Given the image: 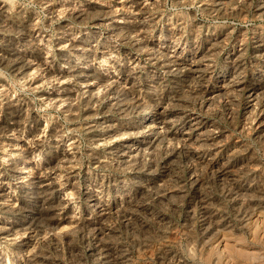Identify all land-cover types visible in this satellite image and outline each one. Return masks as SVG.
Segmentation results:
<instances>
[{
	"label": "rangeland",
	"instance_id": "374dc122",
	"mask_svg": "<svg viewBox=\"0 0 264 264\" xmlns=\"http://www.w3.org/2000/svg\"><path fill=\"white\" fill-rule=\"evenodd\" d=\"M5 1L10 5L8 11L12 21L8 19L5 26H0V47L14 38L15 26L24 28L23 21L32 12L38 18L34 19L38 21L34 22L35 26L41 27V31L38 28V36L42 35L47 53L50 50L53 55H45L47 62L53 63V70L47 72L39 65V59H35L36 68H32L35 71L30 69L28 76L17 77L19 72H12L0 62V76L3 78L0 77V103H3L0 104L3 116L0 114V127L5 126L0 129V141L4 142H0V264H103L105 261V264H264V0H160L155 4L148 1L150 5L147 3L144 7L138 3L139 0H93L113 13L115 11L124 30L113 37L107 32L106 25L96 23L92 17L77 21L71 15V8L68 9L69 0H46L57 6L60 4L56 7L59 11L54 10L55 13L45 6L46 3L41 5V0H12L13 3L10 0L11 4L9 0ZM103 2L108 3L107 6ZM132 10H136L135 14ZM63 19L69 21L64 22ZM66 28L71 29L69 31L76 36L77 42L81 39L90 41V52L94 50L97 53V58L91 63L94 65L92 72L99 78H89V82L82 85L79 75H70L74 67L61 60L62 51L66 49L64 54L71 55L70 60L77 63L80 59L77 55L81 56L83 50L72 47L68 42L58 44V37ZM47 74L54 77L50 79ZM60 77L64 80L67 77L63 84H59ZM61 90L67 96H63V105L59 106L57 99ZM39 92H42L40 96ZM18 115L22 118L20 128L27 125L26 130L6 132L4 129H9L12 119L19 118ZM66 155H70L69 158ZM12 179L17 180L14 183ZM218 202L221 205H216Z\"/></svg>",
	"mask_w": 264,
	"mask_h": 264
},
{
	"label": "bare ground",
	"instance_id": "6f19581e",
	"mask_svg": "<svg viewBox=\"0 0 264 264\" xmlns=\"http://www.w3.org/2000/svg\"><path fill=\"white\" fill-rule=\"evenodd\" d=\"M12 1V0H11ZM10 0H9V3L11 2ZM16 1V0H15ZM35 1V0H34ZM38 1V0H37ZM42 1V4L41 5H43V3H46V5L45 6H48V8H49V10L50 9H52L53 11L55 10H57V11H59V8L57 9L56 7H60V4L57 6L55 3H48L46 0H41ZM55 1V0H54ZM60 1V0H59ZM63 1V0H62ZM95 1V0H94ZM101 1V0H100ZM110 1V0H109ZM136 1V0H135ZM148 1L150 2V1H153L154 2V4L155 3H158L160 0H139V2L138 3H140L141 5H142V7H144L147 3H148ZM163 1V0H162ZM180 1V0H179ZM221 1V0H220ZM237 1V0H236ZM20 2V1H19ZM18 2V3H19ZM40 2V1H39ZM53 2V1H52ZM57 2H58V0H57ZM65 2H67V0L65 1ZM99 2V1H98ZM98 2H93V0L92 1H87V0H69L68 1V4H69V6H70V4H71V6L69 7L68 6V9H70L71 8V10H70V12H71V15L77 20V21H82L83 22V20L84 19H86V18H90V17H92V19H94L95 20V22L96 23H98V24H102V25H106V27L108 28V31L107 32H109V34H110V36L111 37H113V35H116L117 33H118V31H121V30H124V28L118 23V21H117V18H116V14H115V11H114V13L111 11V10H109V9H107V7H103V6H100V4H98ZM108 2V1H107ZM112 2V1H111ZM120 2V1H119ZM188 2V1H187ZM191 2H193V1H191ZM195 2V1H194ZM217 2H219V1H217ZM223 2V1H222ZM261 2V1H260ZM12 3H13V1H12ZM32 3V2H31ZM104 3V2H103ZM123 3V2H122ZM135 3V2H134ZM176 3V2H175ZM174 3V4H175ZM179 3V2H178ZM183 3V2H182ZM185 3V2H184ZM199 3V2H198ZM237 3V2H236ZM239 3V2H238ZM256 3V2H255ZM11 4V3H10ZM17 4V3H16ZM65 4V3H64ZM105 4V3H104ZM106 4H108V3H106ZM105 4V5H106ZM110 4V6L112 5L111 3H109ZM128 4V3H127ZM130 4V3H129ZM149 4V3H148ZM202 4V3H201ZM212 4V3H211ZM234 5H235V3H233ZM232 4V5H233ZM13 5V4H12ZM21 5V4H20ZM24 5H26V4H24ZM63 5V4H62ZM62 5H61V7H62ZM115 5V4H114ZM120 5H122V4H120ZM137 5V4H136ZM139 5V4H138ZM150 5V4H149ZM153 5V4H152ZM151 5V6H152ZM157 5V4H156ZM160 5H161V3H160ZM189 5V4H188ZM191 5V4H190ZM198 5H200V4H198ZM204 5V4H203ZM215 5V4H214ZM218 5V4H217ZM223 5V4H222ZM9 4L5 1V0H0V26L1 27H3V26H5V24H6V22H7V20L9 19V11H8V9H9ZM16 6V5H15ZM14 6V7H15ZM44 6V7H45ZM107 6V5H106ZM119 5H117V7H118ZM124 6V5H123ZM126 6V5H125ZM207 6V5H206ZM18 7V6H17ZM22 7V6H21ZM32 7V6H31ZM42 7V6H41ZM65 7V6H64ZM67 7V6H66ZM65 7V8H66ZM112 7V6H111ZM117 7H116V9H117ZM128 7H129V5H128ZM137 8H138V6H136ZM142 7L141 8H139V9H142ZM147 7V6H146ZM154 7V6H153ZM158 7V6H157ZM156 7V8H157ZM181 7V6H180ZM194 7H195V5H194ZM235 7V6H234ZM24 8V7H23ZM27 8V7H26ZM25 8V9H26ZM47 8V7H46ZM46 8H45V10H46ZM64 8V9H65ZM119 8V7H118ZM120 8H124V7H120ZM137 8H132V9H137ZM150 8V7H149ZM160 8V7H159ZM165 8V7H164ZM201 8V7H200ZM208 8V7H207ZM217 8V7H216ZM223 8V7H222ZM17 9V8H16ZM15 9V10H16ZM22 9V8H21ZM28 9V8H27ZM30 9V8H29ZM44 9V8H43ZM115 9V10H116ZM163 9V8H162ZM224 9V8H223ZM231 9V8H230ZM236 9V8H235ZM258 9V8H257ZM15 10H14V12H15ZM32 10V9H31ZM44 10V11H45ZM66 10V9H65ZM123 10V9H122ZM124 10H125V8H124ZM144 10V9H143ZM154 10V9H153ZM156 10V9H155ZM161 10V9H160ZM167 10V9H166ZM205 10V9H204ZM218 10V9H217ZM256 10V9H255ZM34 11V10H33ZM35 11H36V9H35ZM48 11V10H47ZM55 11H54V13H55ZM61 11V10H60ZM67 11V10H66ZM133 11V10H132ZM136 10H134L133 11V13L135 12ZM140 11V10H139ZM145 11H146V9H145ZM151 11V10H150ZM168 11V10H167ZM212 11H214V10H212ZM228 11H229V9H228ZM262 11V10H261ZM18 12V11H17ZM37 12V11H36ZM41 12V11H40ZM42 12H43V10H42ZM62 12V11H61ZM61 12H59V13H61ZM68 12V11H67ZM66 12V13H67ZM117 12V11H116ZM122 12V11H121ZM126 12H127V10H126ZM129 12V11H128ZM149 11H147V13H148ZM165 12V11H164ZM169 12V11H168ZM175 12V11H174ZM220 12V11H219ZM22 13H24V12H22ZM32 13V12H31ZM29 13L30 15L28 16V17H24L23 19H24V28L22 29V27H21V29L19 28V27H17V26H15L14 28H13V30H14V33H15V35L13 36L14 38L13 39H11V40H9V41H5V43H3L2 45H1V47H0V62L1 63H4V64H2V65H4V66H6L7 68H9L12 72L13 71H15V72H19L20 74L19 75H17V77H19L20 75H26L27 74V76H28V72L29 71H31L30 69H32V68H36V67H34V64L36 63V62H34L33 60H35V59H39V65H42L41 67H43V69H45V70H47V72L49 71V72H51L52 70H53V66H52V64L53 63H51V65L47 62V60H46V58H45V55L47 56V54H51V52H49L48 51V53H47V51H46V43H44L43 42V37H42V35L40 34V36H38L39 34H38V28H40V31H41V27H36L35 26V23H37V22H35L34 21V19L35 18H37V17H35L34 15V13ZM58 13V14H59ZM118 13V12H117ZM125 13V12H124ZM137 13H138V11H137ZM143 13V12H142ZM147 13H145L144 12V14L146 15ZM154 13H155V11H154ZM162 13V12H161ZM216 13V12H215ZM12 14V13H11ZM11 14H10V16H11ZM19 14V13H18ZM34 14V15H33ZM47 14V13H46ZM50 14V13H49ZM135 14V13H134ZM157 14V13H156ZM172 14V13H171ZM13 15H15V14H13ZM24 15H25V13H24ZM28 15V14H27ZM54 15V17H55V14H53ZM60 15V14H59ZM70 15V14H69ZM125 15H127V13L125 14ZM137 15V14H136ZM136 15H134V17L136 16ZM148 15V14H147ZM167 16H168V14H166ZM170 15V14H169ZM180 15V14H179ZM215 15V14H214ZM260 15V14H259ZM262 15V14H261ZM260 15V16H261ZM20 16H21V14H20ZM50 16V15H49ZM56 16H57V14H56ZM62 16V15H61ZM120 16V15H119ZM121 16H122V14H121ZM131 16H133V15H131ZM174 16V15H173ZM172 16V17H173ZM176 16V15H175ZM21 17H23V15L21 16ZM21 17H20V19H21ZM46 17V16H45ZM48 17V16H47ZM52 17V16H51ZM118 17V16H117ZM143 16H141V18H142ZM152 17V16H151ZM156 17V16H155ZM170 17V16H169ZM179 17H181V16H179ZM124 18V17H123ZM140 18V19H141ZM144 18V17H143ZM146 18V17H145ZM148 18V17H147ZM153 18V17H152ZM176 18V17H175ZM178 18V17H177ZM182 18V17H181ZM18 19H19V17H18ZM38 19V18H37ZM46 19V18H45ZM50 19V18H49ZM48 19V20H49ZM55 19V18H54ZM71 19V18H70ZM130 19V18H129ZM157 18H155V20H156ZM170 19H172L171 17H170ZM174 19V18H173ZM172 19V20H173ZM9 20H11V17H10V19ZM36 20V19H35ZM51 20H52V18H51ZM64 20V19H63ZM67 21H69L68 19H66ZM66 20H64V22H66ZM120 20V19H119ZM122 20V19H121ZM149 20H150V18H149ZM148 20V21H149ZM154 20V21H155ZM160 20H161V18H160ZM175 20V19H174ZM180 20V19H179ZM12 21V20H11ZM10 21V22H11ZM17 20H15L14 22H16ZM77 21H75V22H77ZM85 21V20H84ZM128 21V20H127ZM134 21V20H133ZM141 21V20H140ZM145 21V20H144ZM147 21V22H148ZM153 21V20H152ZM167 21V20H166ZM165 21V22H166ZM175 21H178V19L177 20H175ZM22 22V23H23ZM35 22V23H34ZM59 22V21H58ZM57 22V23H58ZM170 22H171V20H170ZM179 22H181V21H179ZM8 23V22H7ZM18 23V22H17ZM21 23V22H20ZM46 23V22H45ZM50 23V22H49ZM62 23V22H61ZM68 23V22H67ZM92 23V22H91ZM126 23V22H125ZM129 23V22H128ZM186 23V22H185ZM200 23V22H199ZM10 24V23H9ZM15 24V23H14ZM46 24H48V23H46ZM52 24V23H51ZM65 24V23H64ZM77 24V23H76ZM83 25H84V23H82ZM145 24H147V23H145ZM157 24V23H156ZM175 24V23H174ZM182 24V23H181ZM20 25V24H19ZM22 25V24H21ZM44 25V24H43ZM49 25V24H48ZM63 25V24H62ZM69 25V24H68ZM75 25V24H74ZM94 25V24H93ZM133 25V24H132ZM141 25V24H140ZM139 25V26H140ZM151 25V24H150ZM164 25H166V23L164 24ZM164 25H163V27H164ZM198 25V24H197ZM70 26V25H69ZM72 26V25H71ZM86 26V25H85ZM126 26V25H125ZM124 26V27H125ZM134 26V25H133ZM136 26V25H135ZM134 26V27H135ZM181 26V25H180ZM185 26V25H184ZM187 26V25H186ZM194 26V25H193ZM8 27V26H7ZM47 27V26H46ZM49 27V26H48ZM47 27V28H48ZM52 27H54L53 25H52ZM102 27V26H101ZM129 27V26H128ZM131 27V26H130ZM150 27H152V26H150ZM169 27V26H168ZM168 27H165V28H168ZM192 27V26H191ZM195 27H197V26H195ZM202 27V26H201ZM200 27V28H201ZM45 27L43 26V29H44ZM46 28V29H47ZM80 28V27H79ZM78 28V29H79ZM82 28V27H81ZM105 28V27H104ZM137 28V27H136ZM144 28V27H143ZM142 28V29H143ZM152 28H154V27H152ZM152 28H150V29H152ZM157 28V27H156ZM172 28H173V26H172ZM193 28V27H192ZM203 28V27H202ZM2 29V28H1ZM11 29H12V27H11ZM58 29H60V28H58ZM74 29V28H73ZM83 29V28H82ZM93 29H95L94 27H93ZM92 29V30H93ZM161 29V28H160ZM159 29V30H160ZM169 29V28H168ZM182 29V28H181ZM188 29V28H187ZM194 29V28H193ZM3 30H5V27H4V29ZM12 30V31H13ZM69 30H71V29H64L63 30V35L62 36H60V37H58V44H65V42H68L72 47H74V48H79L80 49V51L81 50H83V52L80 54L81 56H78L77 55V57L79 58L80 57V59H79V62H77V63H75V61L73 60V59H71L70 60V56H66V54H68V53H66V54H64V51H66V49L64 50V51H62L63 52V54H61V60H64V61H66L67 63H69V65L70 66H72V67H74L73 68V73L71 72L70 73V75H73V74H75L76 76L77 75H79V78L78 79H81L83 82L81 83L82 85H83V83H85V84H87L89 81L88 80H90V79H93V78H99V77H97L93 72H92V69H93V66H91V63H92V61L93 60H95L96 58H97V53L93 50V52H90V49H91V46L92 45H90V41L88 42L87 40H83V39H81L80 40V42H77V40L75 39V37L72 35V32H70ZM91 30V31H92ZM131 30V29H130ZM136 30V29H135ZM145 30V29H144ZM185 30V29H184ZM197 30V29H196ZM2 31V30H1ZM50 31V30H49ZM73 31V30H72ZM80 31V30H79ZM87 31V30H86ZM95 31V30H94ZM96 31H97V29H96ZM99 31H100V29H99ZM105 31V30H104ZM103 31V32H104ZM126 31V30H125ZM132 31V30H131ZM161 31H162V29H161ZM182 31V30H181ZM201 31V30H200ZM4 32V31H3ZM8 32V31H7ZM6 32V33H7ZM42 32H44V31H42ZM62 32V31H61ZM78 32V31H77ZM89 32V31H88ZM124 32V31H123ZM172 32H174V31H172ZM175 32H176V30H175ZM1 33V32H0ZM48 33V32H47ZM55 33V32H54ZM59 33V32H58ZM75 33V32H74ZM80 33V32H79ZM84 33V32H83ZM101 33V32H100ZM139 33V32H138ZM154 33V32H153ZM168 33H170V32H168ZM202 33V32H201ZM4 34V33H3ZM53 34V33H52ZM60 34V33H59ZM58 34V35H59ZM77 34V33H76ZM94 34V33H93ZM104 34V33H103ZM108 34V35H109ZM119 34H121V33H119ZM129 34V33H128ZM131 34V33H130ZM140 34V33H139ZM138 34V35H139ZM147 34V33H146ZM145 34V35H146ZM149 34V33H148ZM160 34V33H159ZM172 34H174V33H172ZM198 34V33H197ZM11 35V34H10ZM78 35V34H77ZM92 35V34H91ZM141 35V34H140ZM155 35V34H154ZM170 35V34H169ZM179 35V34H178ZM183 35V34H182ZM196 35V34H195ZM5 36V35H4ZM12 36V35H11ZM51 36V35H50ZM80 36H81V34H80ZM98 36H99V34H98ZM97 36V37H98ZM117 36V35H116ZM136 36V35H135ZM134 36V37H135ZM148 36V35H147ZM153 36V35H152ZM181 36V35H180ZM194 36V35H193ZM95 37V36H94ZM118 37H120V36H118ZM125 37H126V35H125ZM151 37V36H150ZM164 37V36H163ZM175 37V36H174ZM5 38V37H4ZM3 38V39H4ZM55 38H56V36H55ZM83 38H85V37H83ZM122 38H123V36H122ZM127 38V37H126ZM125 38V39H126ZM153 38V37H152ZM162 38V37H161ZM168 38V37H167ZM169 38H171V37H169ZM182 38V37H181ZM45 39H46V37H45ZM44 39V40H45ZM50 39V38H49ZM92 39V38H91ZM103 39V38H102ZM105 39V38H104ZM103 39V40H104ZM113 39V38H112ZM120 39V38H119ZM131 39H132V37H131ZM147 39V38H146ZM155 39V38H154ZM159 39V38H158ZM157 39V40H158ZM175 39V38H174ZM47 40H48V35H47ZM89 40V39H88ZM101 40V39H100ZM123 40V39H122ZM143 40V39H142ZM161 40V39H160ZM197 40V39H196ZM49 41V40H48ZM56 41V40H55ZM111 41V40H110ZM114 41V40H113ZM115 41H117V40H115ZM124 41V40H123ZM127 41V40H126ZM137 41H139V40H137ZM141 41V40H140ZM168 41V40H167ZM179 41V40H178ZM4 42V41H3ZM45 42H47V41H45ZM50 42V41H49ZM54 42V41H53ZM102 42V41H101ZM100 42V43H101ZM131 42V41H130ZM129 41H128V43H130ZM147 42V41H146ZM149 42V41H148ZM173 42V41H172ZM68 43H66L67 45H69ZM113 43V42H112ZM117 43V42H116ZM169 43V42H168ZM48 44V43H47ZM51 44H52V42H51ZM97 44V43H96ZM136 44V43H135ZM162 44V43H161ZM176 44V43H175ZM174 44V46L176 47V45ZM177 44H178V42H177ZM50 45V44H49ZM67 45H65V46H67ZM98 45H99V43H98ZM110 45V44H109ZM114 45H115V43H114ZM139 45V44H138ZM150 45V44H149ZM154 45V44H153ZM182 45V44H181ZM210 45V44H209ZM51 46V45H50ZM53 46V45H52ZM56 46H58V45H56L55 44V47ZM60 46V45H59ZM97 46V45H96ZM158 46V45H157ZM172 46V45H171ZM211 46H212V44H211ZM62 47H64V46H62ZM62 47H61V49H62ZM146 47V46H145ZM149 47V46H148ZM178 47V46H177ZM192 47H193V45H192ZM49 48V47H48ZM51 48V47H50ZM65 48V47H64ZM63 48V49H64ZM101 48V47H100ZM99 48V49H100ZM113 48V47H112ZM115 48V47H114ZM113 48V49H114ZM123 48V47H122ZM131 48V47H130ZM147 48V47H146ZM150 48V47H149ZM171 48H173V47H171ZM179 48H180V46H179ZM220 48V47H219ZM84 49L87 51H84ZM104 49V48H103ZM163 49H164V47H163ZM199 49V48H198ZM222 49V48H221ZM60 50V49H59ZM76 50V49H75ZM101 50V49H100ZM106 50V49H105ZM104 50V51H105ZM122 50V49H121ZM126 50H128V49H126ZM204 50V49H203ZM79 51V52H80ZM111 51V50H110ZM142 51L144 52V50L142 49ZM152 51H154V50H152ZM181 51V50H180ZM184 51V50H183ZM56 52V51H55ZM60 52V51H59ZM68 52V51H67ZM70 52V51H69ZM71 52H72V50H71ZM70 52V53H71ZM76 52V51H75ZM108 52V51H107ZM119 52V51H118ZM128 52V51H127ZM131 52V51H130ZM134 52V51H133ZM151 52V51H150ZM168 52V51H167ZM199 52V51H198ZM69 53V54H70ZM111 53H113V51L111 52ZM111 53H110V55H111ZM153 53V52H152ZM155 53V52H154ZM153 53V54H154ZM159 53V52H158ZM170 53V52H169ZM173 53V52H172ZM207 53V52H206ZM209 53V52H208ZM73 54V53H72ZM119 54V53H118ZM141 54V53H140ZM157 54V53H156ZM174 54V53H173ZM186 54V53H185ZM52 55V54H51ZM103 55V54H102ZM120 55V54H119ZM137 55V54H136ZM149 55V54H148ZM170 55V54H169ZM53 56V55H52ZM76 56V55H75ZM74 56V57H75ZM117 56V55H116ZM128 56V55H127ZM154 56V55H153ZM160 56V55H159ZM211 56V55H210ZM49 57H51V56H49ZM110 57V56H109ZM114 57V56H113ZM112 57V58H113ZM120 57H122V56H120ZM140 57V56H139ZM156 57V56H155ZM167 57V56H166ZM172 57V56H171ZM178 57V56H177ZM180 57V56H179ZM59 58V57H58ZM77 58V59H78ZM99 58V57H98ZM105 58V57H104ZM116 58V57H115ZM119 58V57H118ZM138 58V57H137ZM146 58V57H145ZM54 59H55V57H54ZM123 59V58H122ZM128 59V58H127ZM139 59V58H138ZM165 59V58H164ZM163 59V60H164ZM170 59V58H169ZM214 59V58H213ZM51 60V59H50ZM53 60V59H52ZM103 60V59H102ZM108 60H110L109 58H108ZM107 60V61H108ZM115 60V59H114ZM118 61H119V59H117ZM134 60V59H133ZM142 60H143V58H142ZM150 60V59H149ZM148 60V61H149ZM152 60V59H151ZM175 60V59H174ZM210 60V59H209ZM57 61V60H56ZM60 61V60H59ZM101 61V60H100ZM104 61V60H103ZM113 61V60H112ZM129 61V60H128ZM132 61V60H131ZM130 61V62H131ZM137 61V60H136ZM189 61V60H188ZM199 61V60H198ZM207 61V60H206ZM38 62V61H37ZM66 62H65V64H66ZM97 62V61H96ZM106 62V61H105ZM150 62V61H149ZM193 62H195V61H193ZM203 62V61H202ZM209 62H211V61H209ZM0 63V64H1ZM98 63V62H97ZM96 63V64H97ZM102 63V62H101ZM120 63H121V61H120ZM124 63V62H123ZM128 63V62H127ZM139 63V62H138ZM179 63V62H178ZM197 63V62H196ZM199 63V62H198ZM197 63V64H198ZM213 63V62H212ZM64 64V65H65ZM93 64V63H92ZM142 64V63H141ZM147 64V63H146ZM153 64V63H152ZM191 64V63H190ZM38 65V64H37ZM37 65H35V66H37ZM56 65V64H55ZM63 65V66H64ZM68 65V66H69ZM128 65V64H127ZM126 65V66H127ZM130 65V64H129ZM133 65V64H132ZM154 65V64H153ZM58 66H59V64H58ZM67 66V67H68ZM98 66V65H97ZM112 66V65H111ZM124 66V65H123ZM137 66V65H136ZM173 66V65H172ZM171 66V67H172ZM187 66H188V64H187ZM204 66V65H203ZM39 67V66H38ZM40 67V69H42ZM95 67H96V65H95ZM113 67V66H112ZM120 67V66H119ZM141 67V66H140ZM152 67V66H151ZM157 67V66H156ZM163 67V66H162ZM161 67V68H162ZM170 67V68H171ZM183 67V66H182ZM4 68V67H3ZM70 68V67H69ZM97 68V67H96ZM101 68V67H100ZM116 68V67H115ZM132 68H134V67H132ZM138 68V67H137ZM160 68V69H161ZM188 68V67H187ZM34 69H32V70H34ZM59 69V68H58ZM62 69V68H61ZM99 69V68H98ZM97 69V70H98ZM111 69V68H110ZM125 69V68H124ZM150 69V68H149ZM151 69H153V68H151ZM157 69V68H156ZM175 69V68H174ZM181 69V68H180ZM0 70H1V68H0ZM5 70V69H4ZM7 70V69H6ZM37 70V69H36ZM109 70V69H108ZM112 70H114V69H112ZM131 70V69H130ZM162 70H164L163 68H162ZM165 70H166V68H165ZM169 70V69H168ZM177 70V69H176ZM8 71V70H7ZM35 71V70H34ZM33 71V72H34ZM39 71V70H38ZM37 71V72H38ZM58 71V70H57ZM72 71V70H71ZM94 71V70H93ZM105 71V70H104ZM116 71V70H115ZM114 71V72H115ZM119 71V70H118ZM191 71V70H190ZM197 71V70H196ZM207 71V70H206ZM32 72V73H33ZM41 72H43V71H40V73ZM95 72H97V71H95ZM103 72V71H102ZM106 72V71H105ZM112 72V71H111ZM126 72V71H125ZM163 72H165V71H163ZM200 72V71H199ZM204 72V71H203ZM209 72V71H208ZM5 73V72H4ZM39 73V74H40ZM110 73V72H109ZM178 73V72H177ZM185 73V72H184ZM183 73V74H184ZM192 73V72H191ZM207 73V72H206ZM1 74V73H0ZM34 74V73H33ZM38 74V73H37ZM38 74V75H39ZM45 74V73H44ZM49 74V73H48ZM47 74V75H48ZM99 74V73H98ZM117 74V73H116ZM182 74V73H181ZM3 75V74H2ZM35 75H36V72H35ZM51 76H49V78L51 79V77H52V74H50ZM59 75H60V73H59ZM63 75V74H62ZM87 75H91V77H86ZM109 75V74H108ZM115 75V74H114ZM120 75V74H119ZM153 75V74H152ZM23 76V77H24ZM32 76V75H31ZM31 76H29V77H31ZM40 76V75H39ZM38 76V77H39ZM47 76V77H48ZM57 76V75H56ZM61 76V75H60ZM68 76V75H67ZM105 76V75H104ZM171 76V75H170ZM184 76V75H183ZM187 76V75H186ZM202 76V75H201ZM1 78H2V76H0ZM43 77V74H42V76H41V78ZM54 77V76H53ZM52 77V78H53ZM103 77V76H102ZM115 77H117V76H115ZM119 77V76H118ZM125 77V76H124ZM157 77V76H156ZM191 77V76H190ZM7 78V77H6ZM26 78V77H25ZM58 78V77H57ZM65 78V80L64 79H61V77H60V79H59V84H63V82H65L66 81V79H67V77H64ZM70 78V77H69ZM90 78V79H89ZM103 78H105V77H103ZM111 78V77H110ZM109 78V79H110ZM176 78V77H175ZM3 79V78H2ZM19 79H21V78H19ZM27 79H28V77H27ZM32 79H33V77H32ZM43 79H46L45 77L43 78ZM49 79V80H50ZM55 80H56V78H54ZM108 79V78H107ZM191 79V78H190ZM194 79H196V78H194ZM200 79V78H199ZM6 80V79H5ZM24 80H26V79H24ZM39 80V79H38ZM48 80V79H47ZM95 80H97V79H95ZM94 80V81H95ZM103 80V79H102ZM106 80V79H105ZM197 80V79H196ZM196 80H194V81H196ZM3 81V80H2ZM22 81H23V78H22ZM29 81V80H28ZM27 81V82H28ZM40 81V80H39ZM41 81H42V79H41ZM54 81V80H53ZM52 81V82H53ZM91 81H93V80H91ZM104 81V80H103ZM108 81V80H107ZM191 81V80H190ZM232 81V80H231ZM26 82V83H27ZM57 82V81H56ZM71 82V81H70ZM74 82V81H73ZM100 82H102V81H100ZM124 82H126V81H124ZM192 82V81H191ZM242 82V81H241ZM6 83H7V81H6ZM29 83V82H28ZM39 83V82H38ZM45 83V82H44ZM46 83H48V82H46ZM80 83V82H79ZM95 83V82H94ZM3 84V83H2ZM14 84V83H13ZM52 84V83H51ZM50 84V85H51ZM56 84H58V83H56ZM55 84V85H56ZM67 84H69V83H67ZM66 84V85H67ZM75 84H77V83H75ZM92 84V83H91ZM110 84V83H109ZM130 84V83H129ZM234 84V83H233ZM40 85V84H39ZM47 85V84H46ZM54 85V84H53ZM73 85V84H72ZM82 85H80V86H82ZM0 86H2V85H0ZM6 86V85H5ZM36 86H38V85H36ZM75 86V85H74ZM97 86V85H96ZM102 86V85H101ZM101 86H98V87H101ZM112 86V85H111ZM113 86H115L114 84H113ZM130 86H132V85H130ZM129 86V87H130ZM236 86V85H235ZM11 87V86H10ZM9 87V88H10ZM46 87V86H45ZM56 87V86H55ZM59 87V86H58ZM63 87H65L64 85H63ZM68 87V86H67ZM76 87V86H75ZM91 87V86H90ZM223 87H226V86H223ZM32 88V87H31ZM38 88V87H37ZM42 88H44V87H42ZM49 88V87H48ZM52 88V87H51ZM50 88V89H51ZM54 88V87H53ZM66 88V87H65ZM79 88V87H78ZM77 88V89H78ZM86 88H88V87H86ZM109 88H110V86H109ZM126 88V87H125ZM133 88V87H132ZM233 88H234V86H233ZM232 88V89H233ZM252 88V87H251ZM5 89V88H4ZM49 89V90H50ZM64 89V88H63ZM75 89V88H74ZM253 89V88H252ZM1 90V89H0ZM42 90V89H41ZM48 90V89H47ZM83 90V89H82ZM81 90V91H82ZM133 90V89H132ZM239 90V89H238ZM254 90V89H253ZM57 91V90H56ZM59 91V90H58ZM91 91V90H90ZM92 91H93V89H92ZM96 91H98V88H97V90ZM3 92V91H2ZM8 92H11V91H9L8 90ZM44 92V91H43ZM63 91L61 90V94H59V97H58V101H59V106H61V105H63L62 104V102H63V99H65V98H63V96L65 97V96H67V94H64V93H62ZM65 92V91H64ZM74 92H76V91H74ZM106 91L104 90V93H105ZM111 92V91H110ZM188 92V91H187ZM40 93V92H39ZM42 93V92H41ZM41 93L39 94V96L41 95ZM49 93H50V91H49ZM49 93H48V95H49ZM53 93V92H52ZM57 93V92H56ZM66 93V92H65ZM114 93V92H113ZM112 93V94H113ZM179 93V92H178ZM3 94V93H2ZM12 94V93H11ZM15 94V93H14ZM54 94V93H53ZM52 94V95H53ZM57 94V95H58ZM74 94V93H73ZM76 94V93H75ZM85 94H86V92H85ZM95 94V93H94ZM107 94H109V93H107ZM119 94V93H118ZM258 94V93H257ZM5 95V94H4ZM18 95H20V94H18ZM45 95H47V94H45ZM51 95V94H50ZM72 95V94H71ZM124 95V94H123ZM178 95V94H177ZM84 96V95H83ZM101 96V95H100ZM99 96V97H100ZM5 97V96H4ZM14 97V96H13ZM17 97V96H16ZM20 97V96H19ZM42 97V96H41ZM41 97H39V98H41ZM44 97V96H43ZM74 97H75V95H74ZM82 97V96H81ZM85 97V96H84ZM95 97V96H94ZM107 97V96H106ZM2 98V97H1ZM1 98H0V100H1ZM27 98V97H26ZM25 98V99H26ZM76 98V97H75ZM74 98V99H75ZM98 98V97H97ZM101 98V97H100ZM110 98H113V96L112 97H110ZM117 98H118V95H117ZM218 98H220V97H218ZM5 99H7V98H5ZM11 99H13V98H11ZM10 99V100H11ZM15 99V98H14ZM21 99V98H20ZM24 99V98H23ZM24 99V100H25ZM29 99V98H28ZM42 99V98H41ZM91 99V98H90ZM90 99H88L87 101H89ZM99 99V98H98ZM125 99V98H124ZM180 99V98H179ZM47 100H48V98H47ZM56 100V99H55ZM70 99H68V101H69ZM76 100V99H75ZM79 100V99H78ZM102 100V99H101ZM107 100V99H106ZM105 100V101H106ZM185 100V99H184ZM257 100V99H256ZM18 101H19V99H18ZM23 101V100H22ZM29 101V100H28ZM50 101H52V100H50ZM58 101H57V103H58ZM66 101V100H65ZM108 101H110L109 99H108ZM117 101V100H116ZM181 101H182V99H181ZM181 101H180V103H181ZM190 101V100H189ZM207 101V100H206ZM5 102V101H4ZM10 104H11V101H8ZM43 102V101H42ZM54 102V101H53ZM67 102V101H66ZM65 102V103H66ZM98 102V101H97ZM101 102V101H100ZM113 102V101H112ZM124 102V101H123ZM171 102V101H170ZM251 102V101H250ZM2 103V102H1ZM0 103V104H1ZM5 103H7V102H5ZM29 103V102H28ZM48 103V102H47ZM55 103V102H54ZM104 103V102H103ZM172 103V102H171ZM177 103V102H176ZM185 103V102H184ZM3 104V103H2ZM15 104V103H14ZM25 104H27V103H25ZM68 104V103H67ZM71 104V103H70ZM73 104V103H72ZM71 104V105H72ZM121 104V103H120ZM208 104V103H207ZM5 105V104H4ZM16 105V104H15ZM51 105V104H50ZM53 105V104H52ZM51 105V106H52ZM66 105V104H65ZM71 105H69V106H71ZM89 105V104H88ZM97 105V104H96ZM114 105V104H113ZM129 105H130V103H129ZM191 105V104H190ZM6 106V105H5ZM9 106H11V105H9ZM21 106V105H20ZM28 106H30V104L28 105ZM54 106V105H53ZM57 106H58V104H57ZM78 106V105H77ZM93 106V105H92ZM91 106V107H92ZM98 106V105H97ZM102 106V105H101ZM101 106H100V108H101ZM15 107V106H14ZM17 107V106H16ZM19 107V106H18ZM33 107V106H32ZM47 107V106H46ZM79 107V106H78ZM77 107V108H78ZM90 106H88V107H86V108H89ZM94 107V106H93ZM96 107V106H95ZM94 107V108H95ZM111 107V106H110ZM3 108V107H2ZM27 108H29V107H27ZM34 108V107H33ZM51 108V107H50ZM57 108V107H56ZM64 108V107H63ZM76 108V107H75ZM93 108V109H94ZM114 108V107H113ZM116 108V107H115ZM129 108V107H128ZM6 109V108H5ZM11 109V108H10ZM25 109H26V107H25ZM35 109H36V107H35ZM69 108H67V110H68ZM71 109V108H70ZM74 109V108H73ZM79 109V108H78ZM98 109V108H97ZM103 109V108H102ZM142 109V108H141ZM172 109V108H171ZM178 109V108H177ZM21 110H23V109H21ZM89 110V109H88ZM122 110V109H121ZM157 110V109H156ZM166 110V109H165ZM10 111V110H9ZM18 111V110H17ZM23 111H25V110H23ZM29 111V109L27 110V112ZM34 111V110H33ZM66 111V110H65ZM64 111V112H65ZM82 111V110H81ZM107 111V110H106ZM105 111V112H106ZM179 111V110H178ZM188 111V110H187ZM5 112V111H4ZM11 112V111H10ZM13 112V111H12ZM70 112V111H69ZM84 112V111H83ZM82 112V113H83ZM101 112V111H100ZM145 112V111H144ZM184 112V111H183ZM254 112V111H253ZM252 112V113H253ZM22 113V112H21ZM24 113V112H23ZM35 113V112H34ZM38 113V112H37ZM85 113V112H84ZM91 113V112H90ZM109 113L111 114V113H113V112H110L109 111ZM119 113V112H118ZM121 113V112H120ZM128 113V112H127ZM141 113V112H140ZM163 113V112H162ZM171 113V112H170ZM176 113V112H175ZM197 113V112H196ZM251 113V114H252ZM258 113V112H257ZM1 114V116H2V113H0ZM8 114V113H7ZM20 114V113H19ZM27 114V113H26ZM29 114V113H28ZM68 114V113H67ZM70 114V113H69ZM68 114V115H69ZM107 114V113H106ZM189 114H191V113H189ZM194 114V113H193ZM256 114V113H255ZM6 115V114H5ZM9 115V114H8ZM13 115V114H12ZM22 115H24V114H22ZM32 115V114H31ZM67 115V116H68ZM97 115H98V113H97ZM150 115V114H149ZM162 115V114H161ZM192 115V114H191ZM199 115V114H198ZM250 115V114H249ZM14 116V115H13ZM20 115H18V117H19ZM30 116V115H29ZM71 116V115H70ZM91 116V115H90ZM89 116V117H90ZM102 116H103V113H102ZM143 116V115H142ZM156 116V115H155ZM201 116V115H200ZM204 116V115H203ZM208 116V115H207ZM211 116V115H210ZM255 116V115H254ZM3 117V116H2ZM8 117V116H7ZM22 117V116H21ZM38 117H39V115H38ZM76 117H77V115H76ZM93 117H94V115H93ZM99 117V116H98ZM107 117V116H106ZM127 117V116H126ZM157 117V116H156ZM161 117V116H160ZM188 117V116H187ZM253 117V116H252ZM25 118H26V116H25ZM36 118V117H35ZM79 118V117H78ZM96 118V117H95ZM143 118V117H142ZM186 118V117H185ZM206 118H208V117H206ZM246 118V117H245ZM248 118V117H247ZM250 118V117H249ZM263 118V117H262ZM1 119V118H0ZM4 119V118H3ZM6 119V118H5ZM10 119V118H9ZM20 119H22V118H15V119H12L13 120V122H12V124H10V128L9 129H4L6 132H8L9 130H10V132L12 131V132H14V131H17L18 132V130L20 129H22V128H25V127H22V128H20V126H21V121H20ZM42 119V118H41ZM70 119V118H69ZM76 119V118H75ZM84 118H82V120H83ZM93 119V118H92ZM184 119V118H183ZM211 119V118H210ZM213 119V118H212ZM253 118H251V120H252ZM257 119V118H256ZM261 119V118H260ZM27 120H29V119H27ZM32 120V119H31ZM81 119H79V121H80ZM101 120V119H100ZM110 120V119H109ZM202 120V119H201ZM244 120V119H243ZM40 121V120H39ZM77 121V120H76ZM91 121V120H90ZM96 121V120H95ZM106 121V120H105ZM142 121H143V119H142ZM150 120H148V122H149ZM153 121V120H152ZM151 121V122H152ZM158 121V120H157ZM160 121H162V120H160ZM181 121V120H180ZM184 121V120H183ZM191 121V120H190ZM189 121V122H190ZM260 121H262V120H260ZM259 121V122H260ZM6 123L8 122L7 120L5 121ZM26 122V121H25ZM24 122V123H25ZM42 122V121H41ZM100 122V121H99ZM104 122V121H103ZM167 122V121H166ZM182 122V121H181ZM188 122V121H187ZM257 123H258V121H256ZM23 123V124H24ZM36 123V122H35ZM85 123H86V121H85ZM92 123V122H91ZM157 123V122H156ZM214 123V122H213ZM29 124V123H28ZM43 124H44V122H43ZM93 124V123H92ZM99 124H101V123H99ZM179 124V123H178ZM185 124V123H184ZM210 124H212V123H210ZM3 125V124H2ZM6 125V124H5ZM25 125V124H24ZM34 125V124H33ZM33 125H31V126H33ZM38 125V124H37ZM40 125V124H39ZM146 125V124H145ZM159 125H161V124H159ZM165 125V124H164ZM186 125H188V124H186ZM199 125V124H198ZM203 125V124H202ZM208 125V124H207ZM215 125V124H214ZM263 125H264V123H263ZM1 126V125H0ZM30 126V125H29ZM30 126V127H31ZM45 126V125H44ZM93 126V125H92ZM98 126V125H97ZM189 126V125H188ZM201 126V125H200ZM5 127V126H4ZM4 127H0V129L1 128H4ZM9 127V126H8ZM28 127V126H27ZM36 127V126H35ZM43 127V126H42ZM46 127V126H45ZM85 127V126H84ZM88 127V126H87ZM87 127H86V129H87ZM262 127V126H261ZM264 127V126H263ZM152 128V127H151ZM151 128H149V129H151ZM154 128V127H153ZM161 128H162V126H161ZM205 128V127H204ZM207 128V127H206ZM28 129V128H27ZM31 129V128H30ZM38 129V128H37ZM41 129H43V128H41ZM102 129V128H101ZM119 129V128H118ZM146 129V128H145ZM157 129H158V127H157ZM174 129V128H173ZM190 129V128H189ZM25 130H26V128H25ZM36 130V129H35ZM44 130V129H43ZM132 130V129H131ZM147 130V129H146ZM177 130H178V128H177ZM187 130V129H186ZM4 131V132H5ZM31 131V130H30ZM34 131V130H33ZM38 131V130H37ZM36 131V132H37ZM42 131V130H41ZM59 131V130H58ZM62 131V130H61ZM91 131V130H90ZM171 131H173V130H171ZM201 131V130H200ZM1 132V131H0ZM10 132H8V133H10ZM35 132V133H36ZM40 132V131H39ZM57 132V131H56ZM167 132H169V131H167ZM199 132V131H198ZM28 133V132H27ZM99 133V132H98ZM159 133H160V131H159ZM191 133V132H190ZM214 133V132H213ZM256 133V132H255ZM12 134V133H11ZM17 134V133H16ZM19 134V133H18ZM17 134V135H18ZM29 134V133H28ZM60 134V133H59ZM162 134V133H161ZM174 134V133H173ZM198 134V133H197ZM1 135V134H0ZM13 135V134H12ZM32 135V134H31ZM30 135V136H31ZM42 135V134H41ZM40 135V136H41ZM120 135V134H119ZM142 135V134H141ZM160 135V134H159ZM172 135V134H171ZM179 135V134H178ZM182 135V134H181ZM186 135V134H185ZM4 136V135H3ZM9 136V135H8ZM7 136V137H8ZM22 136V135H21ZM20 136V137H21ZM24 136H26V135H24ZM30 136H29V139H30ZM35 136V135H34ZM39 136V137H40ZM131 136V135H130ZM137 136V135H136ZM193 136V135H192ZM197 136V135H196ZM2 137V136H1ZM16 137V136H15ZM14 137V138H15ZM18 137V136H17ZM27 137V136H26ZM36 137V136H35ZM38 137V138H39ZM147 137H148V135H147ZM153 137V136H152ZM151 137V138H152ZM184 137V136H183ZM190 137V136H189ZM206 137V136H205ZM213 137V136H212ZM24 138V137H23ZM62 138V137H61ZM7 139V138H6ZM16 139V138H15ZM29 139H27V140H29ZM32 139V138H31ZM30 139V140H31ZM33 139H34V137H33ZM37 139V138H36ZM40 139V138H39ZM64 139V138H63ZM164 139V138H163ZM170 139V138H169ZM200 139V138H199ZM202 139V138H201ZM205 139V138H204ZM215 139V138H214ZM4 140V139H3ZM21 140V139H20ZM23 140V139H22ZM21 140V141H22ZM30 140H29V142H30ZM56 140V139H55ZM74 140V139H73ZM156 140V139H155ZM188 140V139H187ZM210 140V139H209ZM213 140V139H212ZM2 141V140H1ZM0 141V142H1ZM35 141V140H34ZM134 141V140H133ZM214 141V140H213ZM5 142H6V140H5ZM10 143V141H7V143ZM26 142H28V141H26ZM43 142V141H42ZM54 142V141H53ZM58 142H59V140H58ZM79 142V141H78ZM152 142H153V140H152ZM198 142V141H197ZM205 142H206V140H205ZM216 142V141H215ZM1 143H4L3 141L1 142ZM17 143V142H16ZM23 143V142H22ZM34 143V142H33ZM33 143H30V144H33ZM160 143H162V142H160ZM183 143H185L184 141H183ZM182 143V144H183ZM219 143V142H218ZM24 144V143H23ZM29 144V145H30ZM37 144V143H36ZM215 144V143H214ZM15 145V144H14ZM24 145H27V144H24ZM59 145V144H58ZM68 145V144H67ZM89 145V144H88ZM187 145V144H186ZM216 145V144H215ZM219 145V144H218ZM239 145V144H238ZM2 146V145H1ZM9 146V145H8ZM16 146V145H15ZM35 146V145H34ZM50 146V145H49ZM52 146V145H51ZM57 146V145H56ZM69 146H70V144H69ZM151 146V145H150ZM12 147H14V146H12ZM44 147H45V145H44ZM63 147V146H62ZM67 147V146H66ZM125 147V146H124ZM152 147V146H151ZM213 147H215V146H213ZM240 147V146H239ZM244 147H246V146H244ZM249 147V146H248ZM4 148H6V147H4ZM15 148V147H14ZM38 148V147H37ZM36 148V149H37ZM42 148V147H41ZM76 148V147H75ZM241 148V147H240ZM250 148V147H249ZM18 149H19V147H18ZM44 149V148H43ZM50 149V148H49ZM65 149V148H64ZM64 149H63V152H64ZM133 149V148H132ZM241 149H243V148H241ZM22 150H23V148H22ZM34 150V149H33ZM55 150V149H54ZM75 150V149H74ZM175 150V149H174ZM201 150H202V148H201ZM200 150V151H201ZM244 150V149H243ZM10 151V150H9ZM8 151V152H9ZM14 151H15V149H14ZM16 151H18V150H16ZM28 151V150H27ZM43 151V150H42ZM58 151V150H57ZM195 151V150H194ZM198 151V150H197ZM236 151V150H235ZM242 151V150H241ZM248 151V150H247ZM254 151V150H253ZM259 151V150H258ZM52 152V151H51ZM66 152V151H65ZM71 152V151H70ZM126 152V151H125ZM174 152V151H173ZM186 152V151H185ZM237 152H238V150H237ZM246 152V151H245ZM6 153V152H5ZM12 153V152H11ZM21 153H22V151H21ZM35 153V152H34ZM39 153H40V151H39ZM130 153V152H129ZM196 153H198V152H196ZM244 153V152H243ZM251 153V152H250ZM255 153V152H254ZM4 154V153H3ZM14 154V153H13ZM19 154V153H18ZM46 154V153H45ZM49 154H51V153H49ZM54 154V153H53ZM62 154V153H61ZM65 154V153H64ZM109 154V153H108ZM246 154V153H245ZM10 155V154H9ZM12 155V154H11ZM38 155V154H37ZM71 155V154H70ZM70 155H68V156H70ZM74 155V154H73ZM175 155V154H174ZM24 156V155H23ZM27 156V155H26ZM33 156V155H32ZM62 156V155H61ZM65 156V155H64ZM67 156V155H66ZM67 156V157H68ZM124 156V155H123ZM191 156V155H190ZM192 156H194V155H192ZM245 156V155H244ZM256 156V155H255ZM17 157H18V155H17ZM16 157V158H17ZM52 157V156H51ZM127 157V156H126ZM172 157V156H171ZM229 157V156H228ZM236 157V156H235ZM242 157H243V155H242ZM12 158V157H11ZM19 158V157H18ZM69 158V157H68ZM243 158H245V157H243ZM242 158V159H243ZM248 158V157H247ZM250 158V157H249ZM252 158V157H251ZM52 159V158H51ZM55 159V158H54ZM58 159V158H57ZM13 160V159H12ZM59 160V159H58ZM66 160V159H65ZM73 160V159H72ZM239 160H241V159H239ZM246 160V159H245ZM1 161V160H0ZM24 161V160H23ZM27 161V160H26ZM61 161V160H60ZM59 161V162H60ZM103 161V160H102ZM234 161V160H233ZM251 161V160H250ZM258 161V160H257ZM16 162V161H15ZM15 162H14V164H15ZM34 162V161H33ZM55 162V161H54ZM97 162V161H96ZM249 162V161H248ZM252 162V161H251ZM254 162V161H253ZM12 163V162H11ZM22 163V162H21ZM69 163V162H68ZM103 163V162H102ZM238 163V162H237ZM243 163H247V162H243ZM242 163V164H243ZM254 163H257V162H254ZM1 164V163H0ZM13 164V165H14ZM28 164V163H27ZM57 164V163H56ZM60 164H61V162H60ZM97 164V163H96ZM236 164V163H235ZM251 164V163H250ZM253 164V163H252ZM9 165V164H8ZM21 165V164H20ZM67 165V164H66ZM69 165V164H68ZM72 165V164H71ZM134 165V164H133ZM230 165V164H229ZM232 165V164H231ZM255 165V164H254ZM7 166V165H6ZM17 166V165H16ZM26 166V165H25ZM35 166V165H34ZM47 166H48V164H47ZM150 166V165H149ZM221 166V165H220ZM226 166V165H225ZM225 166H224V168H225ZM236 166V165H235ZM249 166H251V165H249ZM9 167V166H8ZM49 168L51 167V166H48ZM53 167V166H52ZM64 167V166H63ZM246 167H248L247 165H246ZM255 167V166H254ZM15 168V167H14ZM29 168H30V166H29ZM35 168V167H34ZM57 168V167H56ZM219 168V167H218ZM228 168V167H227ZM230 168V167H229ZM239 168V167H238ZM252 169H253V167H251ZM7 169V168H6ZM24 169V168H23ZM27 169V168H26ZM39 169V168H38ZM43 169H46L45 167L43 168ZM53 169V168H52ZM57 169H59V168H57ZM242 169V168H241ZM248 169V168H247ZM249 169H250V167H249ZM251 169V170H252ZM3 170V169H2ZM22 170V169H21ZM49 170V169H48ZM56 170V169H55ZM170 170H172V169H170ZM236 171L238 170V169H235ZM240 170V169H239ZM3 171H5V170H3ZM2 171V172H3ZM17 171V170H16ZM20 171V170H19ZM39 171V170H38ZM221 171V170H220ZM228 171V170H227ZM244 171H245V169H244ZM243 171V172H244ZM249 171V170H248ZM248 171H247V173H248ZM12 172V171H11ZM24 172V171H23ZM28 172V171H27ZM26 172V173H27ZM31 172V171H30ZM29 172V173H30ZM50 172V171H49ZM132 172V171H131ZM130 172V173H131ZM134 172V171H133ZM234 172V171H233ZM242 172V173H243ZM14 173V172H13ZM17 173H20V172H17ZM44 173H46V171L44 172ZM53 173H54V171H53ZM60 173V172H59ZM148 173V172H147ZM153 173V172H152ZM235 173H237V172H235ZM246 173V172H245ZM245 173H244V175H245ZM246 173V174H247ZM31 174V173H30ZM42 174V173H41ZM47 174V173H46ZM145 174V173H144ZM230 174V173H229ZM1 175V174H0ZM7 175V174H6ZM48 175V174H47ZM151 175V174H150ZM221 175V174H220ZM222 175H223V173H222ZM227 175V174H226ZM237 175V174H236ZM13 176V175H12ZM26 176H28V175H26ZM46 176V175H45ZM53 176V175H52ZM225 176V175H224ZM9 177V176H8ZM17 177V176H16ZM54 177H55V175H54ZM227 177V176H226ZM230 177H232V176H230ZM229 177V178H230ZM50 178V177H49ZM242 178V177H241ZM249 178V177H248ZM3 179V178H2ZM30 179V178H29ZM41 179V178H40ZM53 179V178H52ZM200 179V178H199ZM221 179H222V177H221ZM244 179H246V178H244ZM6 180V179H5ZM9 180V179H8ZM7 180V181H8ZM11 180V179H10ZM12 180H14V179H12ZM15 180H17V179H15ZM14 180V183L16 182ZM39 180V179H38ZM50 180V179H49ZM62 180V179H61ZM223 180V179H222ZM233 180V179H232ZM242 180V179H241ZM60 181V180H59ZM202 181V180H201ZM264 181V180H263ZM32 182V181H31ZM45 182V181H44ZM199 182V181H198ZM237 182H238V179H237ZM5 183V182H4ZM7 183V182H6ZM13 183V182H12ZM23 183H25V182H23ZM58 183V182H57ZM201 183V182H200ZM234 183V182H233ZM241 183V182H240ZM17 184H19V183H17ZM16 184V185H17ZM21 184V183H20ZM54 184V183H53ZM83 184V183H82ZM152 184V183H151ZM244 184V183H243ZM246 184V183H245ZM14 185V184H13ZM29 185V184H28ZM51 185V184H50ZM238 185V184H237ZM240 185V184H239ZM6 186V184L4 185V187ZM244 186H246V185H244ZM249 186V185H248ZM47 187V186H46ZM51 187V186H50ZM155 187V186H154ZM240 187V186H239ZM260 187V186H259ZM16 188V187H15ZM18 188V187H17ZM22 188V187H21ZM40 188V187H39ZM45 188V187H44ZM2 189V188H1ZM35 189V188H34ZM236 189V188H235ZM249 189V188H248ZM251 189H253V188H251ZM239 190V189H238ZM241 190H242V188H241ZM245 190V189H244ZM25 191V190H24ZM34 191H36V190H34ZM162 191V190H161ZM236 191H237V189H236ZM7 192V191H6ZM11 192V191H10ZM39 191H37V193H38ZM210 192V191H209ZM239 192V191H238ZM250 192H252V194H251V196L254 194L253 193V191H250ZM40 193V192H39ZM236 193V192H235ZM245 193V192H244ZM247 193H249L248 191H247ZM26 194V193H25ZM238 194V193H237ZM6 195V194H5ZM45 195V194H44ZM53 195V194H52ZM239 195H241V193L239 192ZM242 195H243V192H242ZM249 195H250V193H249ZM259 195H261V194H259ZM18 196V195H17ZM162 196V195H161ZM206 196V195H205ZM208 196V195H207ZM218 196V195H217ZM263 196L264 195H262V199H263ZM6 197V196H5ZM29 197V196H28ZM31 197V196H30ZM50 197V196H49ZM55 197V196H54ZM200 197V196H199ZM241 197H244V196H241ZM246 197H248V196H246ZM253 197H254V195H253ZM257 197V196H256ZM7 198H8V196H7ZM14 198V197H13ZM17 198V197H16ZM44 198V197H43ZM204 198V197H203ZM217 198V197H216ZM224 198V197H223ZM202 199V198H201ZM238 199V198H237ZM239 199H240V197H239ZM238 199V200H239ZM244 199V198H243ZM242 199V200H243ZM246 199V198H245ZM249 199V198H248ZM257 199V198H256ZM261 199V200H262ZM203 200V199H202ZM206 200H208V199H206ZM205 200V201H206ZM212 200V199H211ZM216 200V199H215ZM220 200V199H219ZM218 200V201H219ZM236 200V199H235ZM247 200V199H246ZM252 200V199H251ZM253 200H254V198H253ZM25 201V200H24ZM42 201V200H41ZM48 201V200H47ZM43 202V201H42ZM93 202V201H92ZM164 202H165V200H164ZM207 202V201H206ZM209 202H211V201H209ZM208 202V203H209ZM243 202V201H242ZM16 203V202H15ZM21 203V202H20ZM19 203V204H20ZM207 203V205H209ZM215 203V202H214ZM213 203V204H214ZM220 203H221V201H220ZM246 203V202H245ZM254 203V202H253ZM258 204V202L256 201L255 202V204ZM10 204V203H9ZM48 204V203H47ZM168 204V203H167ZM242 204V203H241ZM254 204V205H255ZM260 204V203H259ZM22 205V204H21ZM44 205H46V204H44ZM216 205H221V204H219V202H218V204H216ZM251 205V204H250ZM263 205V204H262ZM6 206V205H5ZM211 206V205H210ZM212 206H214V205H212ZM259 206V205H258ZM189 207V206H188ZM219 206H217L216 208H218ZM4 208V207H3ZM193 208V207H192ZM209 207H207L206 208V210L208 209ZM212 208V207H211ZM220 208V207H219ZM205 209V208H204ZM236 209V208H235ZM193 210V209H192ZM147 211V210H146ZM211 211H212V209H211ZM215 211V210H214ZM220 211V210H219ZM126 212V211H125ZM201 212H202V210H201ZM209 212V211H208ZM105 213V212H104ZM204 213V212H203ZM210 213V212H209ZM212 213V212H211ZM219 213V212H218ZM22 214V213H21ZM20 214V215H21ZM216 213H214V215H215ZM15 215V214H14ZM19 215V214H18ZM24 215V214H23ZM130 215V214H129ZM193 215V214H192ZM205 215V214H204ZM209 215V214H208ZM212 215V214H211ZM225 215V214H224ZM191 216V215H190ZM222 216V215H221ZM18 217V216H17ZM129 217V216H128ZM198 217H199V215H198ZM201 217V216H200ZM209 217V216H208ZM223 217V216H222ZM221 217H219V219H220ZM25 219V218H24ZM129 219H130V217H129ZM196 219V218H195ZM195 219H194V223H196L195 222ZM216 219V218H215ZM218 219V218H217ZM218 219V220H219ZM222 219V218H221ZM220 219V220H221ZM191 220V219H190ZM198 220H200V219H198ZM202 220H204V219H202ZM206 220V219H205ZM226 220V219H225ZM228 221H230L229 219H227ZM208 221V220H207ZM38 222V221H37ZM139 222V221H138ZM202 222V221H201ZM227 222V221H226ZM225 222V223H226ZM15 223V222H14ZM193 223V224H194ZM209 223H210V221H209ZM218 223V222H217ZM220 223H222V222H220ZM224 223V224H225ZM6 224V223H5ZM213 224V223H212ZM224 224H222V225H224ZM232 224V223H231ZM9 225V224H8ZM101 225V224H100ZM210 225V224H209ZM219 225V224H218ZM39 226V225H38ZM193 226V225H192ZM201 226V225H200ZM230 224H229V228H230ZM14 227V225L12 226V228ZM196 227V226H195ZM199 227V226H198ZM206 227V226H205ZM217 227V226H216ZM222 227V226H221ZM226 227H227V225H226ZM102 228V227H101ZM202 228H204V227H202ZM207 229H208V227H206ZM103 229V228H102ZM209 230V229H208ZM226 230H227V228H226ZM14 231V230H13ZM181 231V230H180ZM203 231V230H202ZM228 231V230H227ZM5 232V231H4ZM7 232V231H6ZM10 232V231H9ZM205 233V232H204ZM201 234H203V233H201ZM209 234V233H208ZM5 235V234H4ZM105 236V235H104ZM3 237H5V236H3ZM206 237V236H205ZM103 238V237H102ZM2 239V238H1ZM101 244V243H100ZM103 244V243H102ZM89 248V247H88ZM87 249V248H86ZM92 250V249H91ZM98 251V250H97ZM104 251V250H103ZM92 252V251H91ZM113 253V252H112ZM83 254H86V253H83ZM172 254V253H171ZM100 255V254H99ZM98 255V256H99ZM113 255H114V253H113ZM127 255V254H126ZM93 256V255H92ZM89 258H90V256H88ZM174 257V256H173ZM85 258V257H84ZM104 258V257H103ZM116 258V257H115ZM170 258V257H169ZM30 259H31V257H30ZM93 259H94V257H93ZM102 259V258H101ZM120 259V258H119ZM180 259V258H179ZM126 260V259H125ZM130 260V259H129ZM173 261V263H174V260H172ZM118 262H120V261H118ZM123 262V261H122ZM177 262H178V259H177ZM29 263V262H28ZM105 263H106V261H105ZM104 262H103V264H105ZM111 263V262H110ZM183 263V262H182ZM100 264V263H99ZM102 264V263H101ZM174 264H176V263H174ZM177 264H179V263H177ZM187 264V263H186Z\"/></svg>",
	"mask_w": 264,
	"mask_h": 264
}]
</instances>
